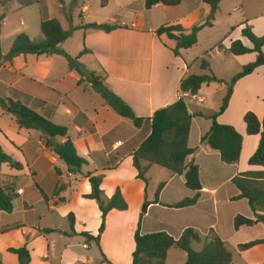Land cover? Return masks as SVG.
I'll return each mask as SVG.
<instances>
[{
    "label": "crops",
    "instance_id": "crops-1",
    "mask_svg": "<svg viewBox=\"0 0 264 264\" xmlns=\"http://www.w3.org/2000/svg\"><path fill=\"white\" fill-rule=\"evenodd\" d=\"M50 2L52 0L44 2L47 17L56 19L64 30L62 21L69 19L72 22V17L66 10V3H62L61 6L65 18L63 19L60 15V19L52 18ZM237 4L239 8L237 6L236 9L239 10V21H241L236 28L239 37L229 39L228 45L222 47L225 54L223 58L219 57L221 45L214 49L208 70L200 69L199 59L201 57L193 58L191 54L188 55L187 52L194 46L181 50L180 56L176 57L171 51L176 43L165 36L158 38L155 35V31L162 27H158L154 22L156 14L160 12L158 8H163L161 9L165 16L163 26L180 25L189 31L193 26L200 25L199 23L209 15V7L203 4L202 0H182L176 7L155 5L148 13H135L129 23L115 16L117 18L111 19L107 24L116 23L122 27L110 33L85 30L80 28L83 26H79L78 31L74 32V36L78 34L82 44L81 49L76 50V53L79 51L78 54H73L68 47H65L64 44L69 38L60 45L66 53L76 56L87 50V53L80 58L88 57L94 64L85 65V67L96 75L101 71L104 84L120 97L137 117L150 118L157 110L172 105L180 97L183 99L191 117L188 147L194 150L186 158L185 164L193 163L198 167L201 185L200 198L192 207L176 209L164 206L176 204L195 194L185 187L182 175H173L163 168L152 166L147 172L148 183L145 185L143 181L136 179L137 172L132 166L130 156L124 157L111 170H105L101 162L94 158L93 154L103 148L99 140L104 135L122 124L130 126L131 123L115 114L104 102L96 108L90 107L91 109L80 106L76 100L79 95L76 93L79 92L86 96L88 92L84 91L82 85H76L80 79L76 72L69 71L68 66H66L67 69L63 67L59 69L60 62L57 61V57L60 56L27 55L16 57L11 62L0 60V97H8L10 96L9 90H16L36 101H42L43 104H37L35 107L36 112L49 118L54 124L67 127L69 140L74 144L78 155L88 162L84 167L92 166V175L102 174L104 176L100 188L103 193L106 192L105 200L107 201L114 194L116 188L121 190L128 209L123 212L112 210L107 214L105 230L101 237L110 227L113 214L117 217L126 216L131 225L129 231L132 238L129 251L131 254L134 250L133 236L138 223H140L141 235L165 232L174 239H177L188 228L196 231L202 239L208 235L209 231H213L231 250L237 249L239 244L258 240H245L240 235L261 224L234 230L233 220L237 215L249 219H254V217L245 199L232 200L240 194L233 185L232 179L241 173L264 170L248 165L249 158L256 151L260 136H247L243 121L244 115L248 112L253 113L260 123L263 121L264 67H258L252 74L234 84L227 109L217 118L219 124L232 126L242 136L239 160L232 165L222 163L217 151L200 142L212 125L211 120L206 116L219 110L227 91L226 85L216 82L203 85L196 96L179 93L180 81L190 75L212 76L228 83L245 65L255 61V53L232 56L226 54V50L235 39H240L245 47L252 48L251 43L242 37L241 31L253 20L264 18V2L253 3L251 10L253 12L250 14L245 9L243 0H238ZM17 5L19 8L24 7L19 3ZM82 11H87L85 5L82 6ZM6 12L0 14L4 16L0 22V38L7 23ZM97 24L100 25V23ZM250 29L252 31L254 28ZM233 31L234 29L231 30ZM254 33L255 36L261 37L264 35V28L260 32L254 30ZM28 37L33 40L29 34ZM262 52L264 53V46ZM5 54L1 53V55ZM215 61L220 65L218 72L213 70L212 62ZM6 113L9 112L4 113L2 109L0 110V146L12 158L15 154L21 157V162H17H20L23 168L17 171L7 164L0 165V186L9 181L14 185L15 194L12 213L0 212V262L19 264L18 257L9 253L8 249L25 247L30 256L29 264H42L48 260L50 253L47 238L49 234H44L42 230L50 228H41L38 223L34 222L35 215L31 214L35 202H44L49 210L55 208L53 204L51 205L50 197L47 198L48 193L57 191V184L62 180L60 175H63L67 168L54 153L45 148L40 132L20 129L16 120L15 123L11 121L12 125L3 124L1 119ZM80 113L85 115L87 124H84L81 118L77 119V124L75 123ZM87 126H92L95 134H90L86 129ZM121 130L124 131V127ZM64 141L65 139H56L59 143ZM122 146L123 141L120 139L114 142L111 149H120ZM152 177L156 179L154 184ZM82 179L88 185L89 192L81 193L80 196L84 204L90 205L94 201L82 198L83 195L90 193L87 179ZM160 183H164V186L158 195V203H153L155 191ZM40 189L47 201L43 199ZM31 199H34V202ZM16 205L21 218L14 217ZM144 205H146V211L143 213ZM92 206L94 209L96 206L99 211L97 204ZM77 224L75 218V233L80 235L81 232L76 231ZM56 231L54 233L60 232ZM69 232L63 231L60 234ZM193 244L195 243H192V248ZM174 250L175 248L168 250L165 264L172 261L185 264L186 257L182 258V255H178ZM235 254L243 264L251 262L264 264V245L244 252L237 250Z\"/></svg>",
    "mask_w": 264,
    "mask_h": 264
},
{
    "label": "trees",
    "instance_id": "trees-1",
    "mask_svg": "<svg viewBox=\"0 0 264 264\" xmlns=\"http://www.w3.org/2000/svg\"><path fill=\"white\" fill-rule=\"evenodd\" d=\"M181 1L145 0L144 10L148 13L155 5L176 7L180 5ZM221 1L202 0V3L209 7V19H213ZM18 3L21 6H29L36 3V1L19 0ZM41 16L40 31L43 37L42 41L35 43L27 34L20 33L14 38L10 50L5 55L0 54V58L7 62H11L16 57L27 55H57L65 58L68 70L74 71L80 76V79L76 82L77 86L82 85L84 81L89 82L93 90L101 96L107 107L131 123L130 126L122 124L104 135L99 140L103 148L93 154L94 158L101 162L105 170H111L124 157L130 156L132 166L137 172L136 179L143 181L145 185L148 183L147 172L152 166L163 168L173 175H182L185 187L195 194L193 197L185 198L176 204L164 206L182 209L196 205L200 198L201 185L198 167L193 163L185 164L186 158L194 150L188 147L191 117L183 99L180 97L172 105L157 110L150 118L137 117L133 110L104 84L103 79L99 78L94 72L88 71L84 65L79 63L80 57L86 54L87 50L82 51L77 57H72L60 48V45L70 38L71 34L68 31H64L56 19L47 17L44 4L41 7ZM3 18L4 16L1 15L0 22ZM205 25L211 26V23L207 22ZM121 27L120 24L115 23L89 24L80 28L110 33ZM202 27L204 26L195 25L187 31L180 25L162 26L155 31V35L158 38L165 36L169 40H173L176 44L171 51L174 56L179 57L181 50H187L196 45L197 34ZM241 35L251 43L252 48H247L241 41L235 40L231 42L229 48L226 50V54L242 56L255 53L256 59L253 63L245 65L228 83L215 79L212 76L190 75L182 79L179 84L180 95L187 94L189 96H196L203 85L212 82L224 83L226 85L227 91L222 99L219 110L206 116L211 120L212 125L200 141L201 144H206L212 150L217 151L221 162L226 165L238 162L242 146V136L232 126L219 124L217 118L227 109L234 84L238 80L252 74L258 67H264V53L262 52L264 35L261 37L255 36L246 25L242 29ZM199 67L202 70H208V61L205 58L199 59ZM94 83H96V86L93 85ZM9 95L8 97H0V108L14 116L16 124L20 129L39 131L42 134L45 148L57 156L66 166L68 172L81 175L82 168L88 162L78 155L74 144L68 138L67 127L54 124L49 118L36 112L35 107H37V104H43L42 101H36L30 96L16 90H9ZM79 118L84 121V124H87L85 115L81 113L76 117V124ZM243 121L247 136H260L256 151L249 158L248 165L264 169V118L262 123H260L253 113L248 112L244 115ZM122 127H124V131L121 130ZM86 129L90 134H95L92 126H87ZM57 138L65 139V141L62 143L56 142ZM120 139L123 141V146L120 149L112 150L111 147L114 142ZM1 164H7L11 169L17 171H21L23 168L20 162H17L10 155L6 154L0 146ZM84 178L88 181L90 193L83 195L82 198L92 200L97 204L100 211L101 223L95 236H92L88 232H83L80 236L86 239L85 246H89L91 243L99 246L101 236L105 230L107 214L112 210L126 211L128 205L119 188H116L114 194L107 201L102 199L103 192L100 188L104 178L102 174H87ZM232 183L240 192L232 200L245 199L254 217V219H249L242 215H237L233 220L234 230L237 231L241 227H252L257 224L264 226V170L241 173L232 179ZM163 186L164 183L158 185L153 203H158V195ZM37 188L39 187L37 186ZM63 190V188L57 189L58 192ZM40 192L43 199L47 201L41 189ZM14 199L13 184L7 185L6 183L0 186V212L11 214ZM67 219L70 232L62 234L67 237L75 236V217L73 213H69ZM139 228L140 223H138L137 230L133 236L134 250L131 254V264H165L167 252L171 248H176L186 254L185 264H232L234 251L213 231H209L208 235L202 239L196 231L188 228L177 239H174L165 232L141 235ZM42 232L50 234L57 231L44 229ZM192 243L201 244V250L195 251L192 248ZM259 245H264V239L239 244L237 250L244 252ZM8 252L18 257L19 264H29L30 256L25 247L18 249L11 248L8 249ZM0 264L2 263L0 262Z\"/></svg>",
    "mask_w": 264,
    "mask_h": 264
},
{
    "label": "rangeland",
    "instance_id": "rangeland-1",
    "mask_svg": "<svg viewBox=\"0 0 264 264\" xmlns=\"http://www.w3.org/2000/svg\"><path fill=\"white\" fill-rule=\"evenodd\" d=\"M18 1L19 0H0V14L7 11V23L3 28L2 36L0 38V54L7 53L10 50L13 38H15L14 36H17L20 33H28L33 39L32 41L35 43L41 42L39 40H42L39 24L41 20V7L45 0H35L36 3L22 8L18 7ZM260 2L263 3L264 0H243L245 9L249 14L253 12L251 11L253 3ZM62 3H66V10L72 17V22L69 19L62 21L64 30L71 34L70 38L64 45L65 47H68L73 54H78L79 51L76 53V50H80L82 45L78 34L77 36L76 34L74 36V32L78 31L79 26L97 23L107 24L111 19L117 18L115 16H118L121 21L129 23L135 13H145L144 0H52V2H50V13L52 18L56 17L61 19L60 15L63 16V10L61 8ZM237 3L238 0H223L213 19H209L208 16L203 22L199 23L204 27L198 32L197 44L187 52L189 53L188 55L191 54L193 58H205L210 64L211 58H213L214 55V49L221 45L219 47V57H225L222 47L228 45L229 39L239 37L236 28L241 21H239V10L236 9L237 6L239 8ZM84 5L87 7L86 12L82 11V6ZM161 9L163 8H158V11L160 12L156 14L154 19L155 25L158 27L165 24V16H163ZM62 18L64 19L65 16ZM207 22H210L211 26L205 25ZM248 27L254 28L252 29L253 33L254 30L255 32H260V30L264 28V18L253 20L249 23ZM232 29H234L233 32H231ZM73 54L70 55L72 57L78 56ZM57 59V61L60 62L59 69H61V67L65 69L67 66L66 59L61 56L57 57ZM0 60L2 59L0 58ZM79 63L84 66H92L94 64L92 59L88 57H84L83 59L80 58ZM212 64L213 70L218 72L220 65H218L216 61L212 62ZM97 75L99 78L103 79L101 71H99ZM82 87L84 88V91L88 92V94L84 96L79 92L76 93L79 95V98H76V100L80 106H83L84 108H90L93 106L96 108L101 102L103 103L101 96L93 90V87L89 82L84 81ZM78 99H80V101ZM2 111L4 113L7 112L5 110ZM1 121L3 124L12 125L11 121L15 123V118L12 114L6 113L3 115ZM14 156V160H21V157L17 154ZM91 170H93V167L89 166L82 168L81 175L70 173L68 171L64 172L63 175H60L61 173H59L62 180L57 184V189L63 188L64 190L53 193L50 192L47 197H50V200L52 201L51 205L53 204L55 208L49 210L48 205H45L44 202H35L33 207L34 210L31 214L35 215L34 222L38 223L41 228L69 232L70 229L67 215L73 213L78 222L76 225V231H80L81 233L88 232L92 236H95L101 223L99 211L96 206H94L95 209L92 206L96 205L95 202L86 205L80 196L81 193L89 192V187L83 182L82 178L87 174H91ZM155 182L156 179L152 177V183L154 184ZM10 184L11 183L8 181L7 185ZM18 193L21 194L22 192ZM105 197L106 192L104 191L102 199L105 200ZM31 200L34 202V199ZM14 217L21 218L17 205ZM130 226L129 220L126 216L117 217L113 214L110 219V227H108L103 237H101L99 246L94 243H91L89 246H83L86 239L80 235L65 237L60 234V232L49 234L47 237L48 243L50 244L49 258L42 262V264H130L131 253L129 251L131 250L132 243V238L129 233ZM240 237L245 240L264 238V226L259 225V227L249 232H244ZM201 248L202 245L196 243L193 244V249L195 251H200ZM174 251L175 253H178V255H182V258L186 257L185 253L181 250L175 248ZM233 251L232 264H243L235 254L237 249H234ZM168 264L179 263L177 261H172ZM250 264L254 263L251 262Z\"/></svg>",
    "mask_w": 264,
    "mask_h": 264
},
{
    "label": "water",
    "instance_id": "water-1",
    "mask_svg": "<svg viewBox=\"0 0 264 264\" xmlns=\"http://www.w3.org/2000/svg\"><path fill=\"white\" fill-rule=\"evenodd\" d=\"M94 86H96V83H94ZM146 211V205H144L142 212L144 213Z\"/></svg>",
    "mask_w": 264,
    "mask_h": 264
}]
</instances>
